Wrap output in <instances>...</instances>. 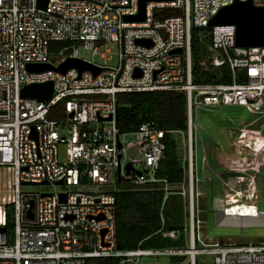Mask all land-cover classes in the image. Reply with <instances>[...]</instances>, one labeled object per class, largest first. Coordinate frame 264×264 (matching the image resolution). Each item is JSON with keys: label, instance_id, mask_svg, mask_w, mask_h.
Wrapping results in <instances>:
<instances>
[{"label": "built area", "instance_id": "obj_1", "mask_svg": "<svg viewBox=\"0 0 264 264\" xmlns=\"http://www.w3.org/2000/svg\"><path fill=\"white\" fill-rule=\"evenodd\" d=\"M234 0L148 2L142 22L124 20L138 10V0H0V174L8 175V196L0 205V227L6 226V204L12 205L11 241L0 232V264H87L88 259L117 258V264H139L145 256H171L174 264H198L210 255L213 264H264V239L238 242L205 239L196 233L203 223L196 173L195 144L206 150L196 110L243 106L258 116L240 125L225 155L229 173L222 209L225 217L261 216L254 204V176L264 163V133L255 127L264 118V46L235 45V26H208L209 19ZM246 1V0H239ZM264 6V0H251ZM182 7L162 19L154 9ZM210 27L209 55L199 66L228 69V82H194L191 28ZM147 39L151 45L136 43ZM116 47L117 64L101 65L79 56V48L106 57ZM181 52H174L175 49ZM79 58L101 68L97 74L69 68L28 71L31 63L59 66ZM138 71V75L134 72ZM222 74V73H220ZM51 81L48 100L22 97L26 84ZM184 91L186 130L171 131L183 142L185 180L176 193L186 199L187 229L156 231L184 247L121 250L116 241L115 195L121 186L163 189L171 186L156 176L165 149L164 134L152 122L121 133L116 124L118 93ZM130 164L131 169L126 170ZM140 165L142 168H138ZM137 172H140L138 175ZM236 172V174H235ZM61 181L67 189L56 190ZM52 185L48 192L22 185ZM64 199H61V195ZM237 197L242 201L238 202ZM262 213V214H261ZM242 226L243 221L234 222Z\"/></svg>", "mask_w": 264, "mask_h": 264}, {"label": "trees", "instance_id": "obj_2", "mask_svg": "<svg viewBox=\"0 0 264 264\" xmlns=\"http://www.w3.org/2000/svg\"><path fill=\"white\" fill-rule=\"evenodd\" d=\"M182 13V7L154 9L153 16L162 19ZM210 27L191 28L192 79L194 82H228V69L199 66V61L209 55ZM222 73V74H220ZM116 124L121 133L135 130L141 123L152 122L162 129L165 149L159 162L156 176L165 179L171 186V194L165 199L164 191L158 186L138 188L121 186L114 192L116 241L121 250L141 248H176L183 245V234L176 240L164 238L156 232L163 221V229L184 225L186 199L176 193L186 174L180 158L176 134L171 131L186 130V99L184 91H141L124 92L116 96ZM175 135V136H174ZM225 176V175H224ZM11 204H6L7 239L13 233ZM117 258L88 259L87 264H117Z\"/></svg>", "mask_w": 264, "mask_h": 264}, {"label": "rangeland", "instance_id": "obj_3", "mask_svg": "<svg viewBox=\"0 0 264 264\" xmlns=\"http://www.w3.org/2000/svg\"><path fill=\"white\" fill-rule=\"evenodd\" d=\"M110 53L106 57L101 54H93L90 50L79 48V56L90 61H94L101 65L115 66L117 64L116 47L109 45ZM258 116L257 113L250 112L243 106H223V107H207L198 108L196 110V121L200 127V136L206 150L208 166L217 173L225 168V155H229L232 151V141L236 138V133L243 122H252ZM255 127L262 128L264 133V118L257 121ZM175 136V135H174ZM178 152L181 160H183V142L180 136L176 135ZM201 147L198 141L195 144L196 157V173L199 177V190L201 192L200 204L201 217L204 223L197 228L196 233L201 238H214L219 240L231 239L238 242H254L264 239V223H247L239 226L237 224H218L215 221L212 210L222 209L223 199L225 195H233V192L228 189L227 180L230 178L229 173L216 176L211 170H208L202 162ZM264 162V154L261 155ZM138 168H142L137 165ZM236 174V172H235ZM225 175V176H223ZM254 176V204L259 212L264 213V163L260 166L259 171L253 174ZM8 175L2 177L0 174V205L2 198L8 196ZM21 189L37 190L40 192H48L53 189L52 185H22ZM67 187L63 184H56V190L63 192ZM238 202L242 200L237 197ZM12 208V206H11ZM185 230L187 222L184 223ZM183 231H179V235ZM183 247L185 245H182ZM175 258L171 256H145L141 257L139 264H174ZM198 264H213L212 256L202 255L197 256Z\"/></svg>", "mask_w": 264, "mask_h": 264}, {"label": "water", "instance_id": "obj_4", "mask_svg": "<svg viewBox=\"0 0 264 264\" xmlns=\"http://www.w3.org/2000/svg\"><path fill=\"white\" fill-rule=\"evenodd\" d=\"M48 0H36V5L39 8H45ZM172 0H138V10L134 15L124 16L125 21L142 22L145 19V9L148 2H160ZM219 24H233L235 26V45L239 47L249 46H264V6H256L251 0L239 1L234 0L231 4L221 7L208 21V26ZM136 43L143 45H151L147 39H137ZM174 52H181V49H175ZM69 68H75L80 73L83 70H89L94 75L97 74L101 68L85 62L79 58H66L59 66L54 67L50 63H31L27 65L28 71H45L55 69L60 73H65ZM139 72L135 71L134 75ZM20 94L22 97H31L38 100H48L52 95L51 81L42 83H31L24 85ZM131 169V165H126V170ZM138 175L140 172H137ZM57 184H61L58 181ZM64 199V195H61ZM221 212V211H220ZM183 225L169 226L168 229H182ZM5 230L0 227V232Z\"/></svg>", "mask_w": 264, "mask_h": 264}, {"label": "crops", "instance_id": "obj_5", "mask_svg": "<svg viewBox=\"0 0 264 264\" xmlns=\"http://www.w3.org/2000/svg\"><path fill=\"white\" fill-rule=\"evenodd\" d=\"M202 205H203V207L205 206L203 203H201V206ZM212 211L214 213L215 221L218 224H229V223H234V222H238V221H243L245 224H247V223H261L262 219H263L260 215L259 216H244V217H241V219L229 218V217H225L222 214V212H220V210H218V209H215Z\"/></svg>", "mask_w": 264, "mask_h": 264}]
</instances>
